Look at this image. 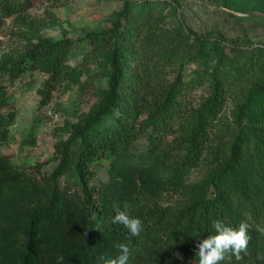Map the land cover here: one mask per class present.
Instances as JSON below:
<instances>
[{
	"label": "trees",
	"instance_id": "16d2710c",
	"mask_svg": "<svg viewBox=\"0 0 264 264\" xmlns=\"http://www.w3.org/2000/svg\"><path fill=\"white\" fill-rule=\"evenodd\" d=\"M32 3L0 0V12ZM227 5L264 13V0ZM179 11L178 0H126L110 28L81 38L74 64L71 38L41 41L0 64L1 79H10H0V264H104L120 255L118 244L130 248L127 264H196L197 244L217 220L250 226L247 253L220 264H264L256 230L264 227V46L228 50L223 39L187 32ZM35 71L47 74L43 105L82 78L98 97L79 123H67L51 172L2 151L17 116L12 85ZM253 76L233 120L222 121L226 93ZM201 88L209 95L195 105L189 92ZM36 138L32 131L24 142ZM140 139L146 151L134 149ZM97 160L109 161L110 179L93 185ZM118 208L142 221L138 237L113 222Z\"/></svg>",
	"mask_w": 264,
	"mask_h": 264
},
{
	"label": "rangeland",
	"instance_id": "374dc122",
	"mask_svg": "<svg viewBox=\"0 0 264 264\" xmlns=\"http://www.w3.org/2000/svg\"><path fill=\"white\" fill-rule=\"evenodd\" d=\"M125 1L33 0L27 10L16 11L8 16L0 12V64L7 61V58H20L21 53L41 41L63 38H71L76 42L70 60L74 64L82 57L81 38L87 32L110 28ZM178 1L179 14L187 32L223 39L228 50L229 46H233L255 51L264 46L263 12L236 10L227 5L228 0ZM194 67L195 65H190L188 73ZM46 76L43 71L26 73L12 85L11 101L17 110V116L11 127L12 139L3 146L2 151L21 167L30 168L33 164L44 163L45 171L51 172L58 164V161L52 159L57 155L55 144L66 139L72 128L67 123H79L90 112L98 97L82 78L70 91L63 92L61 87L54 93L50 103L43 105L40 87ZM254 77L249 78L243 87H237V92L230 95L226 93L222 121L233 120V111L238 104L237 96H241V88L250 87L257 79ZM2 81L9 83L10 79L4 77ZM208 95L205 88L189 92L195 105ZM32 131L37 134L36 144L27 145L24 141ZM148 145L146 139H140L134 144V149L146 151ZM109 167L108 160L93 163L92 168L96 174L92 179L93 185L110 179ZM203 172V167L195 170L189 181L198 180Z\"/></svg>",
	"mask_w": 264,
	"mask_h": 264
},
{
	"label": "clouds",
	"instance_id": "9594fccd",
	"mask_svg": "<svg viewBox=\"0 0 264 264\" xmlns=\"http://www.w3.org/2000/svg\"><path fill=\"white\" fill-rule=\"evenodd\" d=\"M127 207V206H125ZM114 223L122 224L128 229L131 236L138 237L142 231V221L131 217L126 210L117 209ZM249 224L241 222L238 227H232L217 220L213 223L214 233L207 236L197 244L196 264H220L230 254L237 260L242 259L241 254L247 253L249 243ZM264 234V227L256 229ZM120 255L113 259L105 260L104 264H127L130 248L125 244H118Z\"/></svg>",
	"mask_w": 264,
	"mask_h": 264
}]
</instances>
